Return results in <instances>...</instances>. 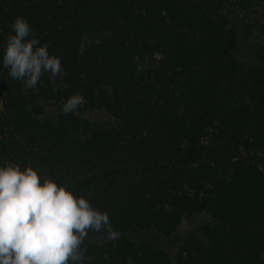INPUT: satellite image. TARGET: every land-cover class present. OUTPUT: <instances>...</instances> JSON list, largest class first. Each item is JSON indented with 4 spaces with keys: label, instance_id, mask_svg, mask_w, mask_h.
<instances>
[{
    "label": "trees",
    "instance_id": "1",
    "mask_svg": "<svg viewBox=\"0 0 264 264\" xmlns=\"http://www.w3.org/2000/svg\"><path fill=\"white\" fill-rule=\"evenodd\" d=\"M228 2L0 0V56L22 15L62 68L55 86L45 73L25 89L0 66V161L29 164L108 213L120 236L89 230L85 264H264V165L251 160L264 152V0L263 41L245 69ZM85 33L104 37L80 49ZM75 93L84 105L62 114ZM197 213L210 221L174 260L128 235L168 236Z\"/></svg>",
    "mask_w": 264,
    "mask_h": 264
},
{
    "label": "clouds",
    "instance_id": "2",
    "mask_svg": "<svg viewBox=\"0 0 264 264\" xmlns=\"http://www.w3.org/2000/svg\"><path fill=\"white\" fill-rule=\"evenodd\" d=\"M2 46L0 66L8 76L34 89L40 77H55L60 59L41 44L22 15L10 24ZM85 103L80 93L61 103V113H74ZM103 229L108 240L120 233L111 226L108 213L92 206L85 195L54 178L38 175L29 164L0 161V264H85L82 247L89 230Z\"/></svg>",
    "mask_w": 264,
    "mask_h": 264
},
{
    "label": "rangeland",
    "instance_id": "3",
    "mask_svg": "<svg viewBox=\"0 0 264 264\" xmlns=\"http://www.w3.org/2000/svg\"><path fill=\"white\" fill-rule=\"evenodd\" d=\"M224 11L229 17L230 24L234 28L237 37L235 54L243 69L253 64L257 47L262 43L263 37L260 31L261 14L256 0H229ZM104 35L85 33L81 38L80 49L99 41ZM44 112L50 115L54 112L50 103L43 102ZM102 113L93 115L95 119L102 118ZM251 160L258 166L264 165V152H253ZM210 221L205 213H197L182 219L176 230L168 236L160 235L155 230L131 229L128 235L134 239L149 240L164 248L171 258H174L176 247L186 236L192 235L200 238V227ZM91 240L101 241L104 237L91 234ZM174 260V259H173Z\"/></svg>",
    "mask_w": 264,
    "mask_h": 264
}]
</instances>
